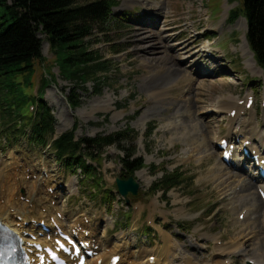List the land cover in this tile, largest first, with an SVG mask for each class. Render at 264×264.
Here are the masks:
<instances>
[{
	"label": "rangeland",
	"instance_id": "1",
	"mask_svg": "<svg viewBox=\"0 0 264 264\" xmlns=\"http://www.w3.org/2000/svg\"><path fill=\"white\" fill-rule=\"evenodd\" d=\"M114 1L117 3L115 18L102 27L103 29L96 27L93 36L86 42L90 51L108 61L109 80L104 82L101 90L93 83L84 86L64 78L55 65V56L50 52L45 36H41L43 56L47 59L45 69L52 68L49 75L55 80L54 84L44 90L43 79L50 78L46 76L44 69H38L33 94H42L43 91L45 104L53 113L56 134L47 138L45 146L31 140L30 135L22 136L10 145L0 142V164L6 166L1 173L0 186L7 182L12 174L10 183L21 189L17 193L8 188L4 190L5 193L0 191V195L6 199L8 196L14 199L16 195L14 201L30 202V199H27L29 190L23 186L22 180L14 175L21 172H25V175L30 173L28 170H22L24 167H29V170L36 174L46 169L51 177L50 186L63 183L58 208L67 218L66 227L72 226L81 215H87L92 227L106 244L107 252L125 246L137 259L143 258L144 255L140 262L146 263L150 254L168 250L167 243L173 241V245H189L181 248L183 252L192 256L195 254L200 262L206 264L214 254L215 246L223 248L224 244L229 249L231 243L234 244L243 231L234 223L238 214L233 218L236 203L231 201L230 193L234 184H229L228 188L227 185L223 186L219 177L214 176L212 172L220 168L221 162L215 139L220 135L229 137L235 132L238 123L231 128V113H212L213 106L218 102H226L227 99L238 101L254 94L256 104L252 111L257 112L258 125L264 129V73L256 62L254 63V56H244L243 36L247 35V30L238 27L239 20L243 18L232 22L231 16L228 15L238 10L243 0H146L148 5H159L163 10V13L159 14L160 17L154 21L149 17V8L140 3L142 0ZM170 19L176 21V28L169 34H175L176 38L169 41V44L183 43L190 47L196 56L190 59L181 54L182 52H172L176 56L174 64L180 68L187 81L175 84L174 90L164 98L168 103L175 102V106L143 122L144 115L156 102L151 92L145 89L144 82L146 86L149 81H155V78L147 79L154 73L160 75V78L166 68L158 61L149 64L155 66L154 68L144 64L143 56L137 50L143 45L134 42V35L142 28L158 32L163 23L168 25ZM209 28L211 30L207 32ZM209 45L214 47L215 52L222 53L216 60L209 58L205 52L207 48H211ZM214 71L215 74L211 76ZM98 78L104 76L100 75ZM151 84L153 83L149 85ZM187 94L192 102L186 107L188 110L196 107V110L185 113L188 118L177 117L178 111L175 108L180 102L178 109L182 112L186 108L182 102ZM109 99L113 100L110 110L100 109L93 112L95 108L105 106V101ZM71 100L78 102L79 107L71 106ZM62 109L67 114V123L66 120L60 119ZM250 114L251 112H248L246 117L249 118ZM183 120L189 122L186 124L187 121L183 123ZM187 127L188 129H185ZM128 129L134 132L128 134L130 140L119 146L104 149L102 165L96 167L97 173L104 179L102 190L105 188L110 191L109 202H105L103 193L92 195L94 185L91 180L87 181L85 174L75 175L74 170L57 159L52 148L54 140L64 134L74 133L77 140H87L122 134ZM135 137L138 138L132 143L131 140ZM203 138L206 142L200 147ZM254 139L257 141V138ZM133 148L137 149L136 157L143 158L148 168L136 174L141 185L140 194L138 198H130L128 204L116 190V180H125L121 159L126 156L124 150L129 153ZM14 168L16 172L22 171L12 172ZM164 169L170 173L181 170L193 180L188 187L185 188V185L174 189L167 196L163 193L154 194L150 190L162 180ZM235 173L237 172L234 171ZM37 177L38 175L28 176L26 181L35 182ZM69 185L74 187L72 192L67 187ZM46 204L43 205L44 210L41 209L42 206H38L43 214L54 209L52 203ZM255 217L258 218V215ZM165 236L172 239L166 243ZM263 237L264 233L259 237L260 240ZM214 239L221 241L211 247V244L216 242ZM258 243L257 237L249 241L246 254L243 255L246 256L250 252L251 256L263 258L264 245L258 255L253 251V247ZM183 252L172 250V255L179 260L178 263L181 262L180 259H184ZM163 257L165 260L170 259L166 255ZM246 260L244 257L240 258V255L234 259L235 264H245Z\"/></svg>",
	"mask_w": 264,
	"mask_h": 264
},
{
	"label": "trees",
	"instance_id": "2",
	"mask_svg": "<svg viewBox=\"0 0 264 264\" xmlns=\"http://www.w3.org/2000/svg\"><path fill=\"white\" fill-rule=\"evenodd\" d=\"M114 0H0V142L10 145L22 136L45 146L47 138L56 133L52 110L45 104L44 94L36 101L33 94L38 69H44L48 78L43 79L44 90L54 84L46 70L47 59L42 52L45 36L55 65L69 82L88 85L93 83L100 90L108 81V61L98 57L87 47L96 27H105L115 18ZM244 17L248 23L247 39L258 66L264 72V0H243L233 12L231 21ZM104 78H98V76ZM55 77V76H54ZM52 79V80H51ZM72 106L79 107L72 101ZM30 105L37 106L35 113ZM128 129L122 134L95 139L77 140L74 133L60 136L53 143L58 160L78 173L81 170L87 181L100 192L102 177L93 164L101 166L104 149L128 142ZM138 137L131 140L132 143ZM121 159L126 178L145 168V160L136 158L137 149ZM155 170V168H154ZM163 178L152 188V193H164L185 188L192 182L181 170L170 173L164 169ZM111 198L107 199L110 201Z\"/></svg>",
	"mask_w": 264,
	"mask_h": 264
},
{
	"label": "bare ground",
	"instance_id": "3",
	"mask_svg": "<svg viewBox=\"0 0 264 264\" xmlns=\"http://www.w3.org/2000/svg\"><path fill=\"white\" fill-rule=\"evenodd\" d=\"M140 3H143L146 6V8H149L148 13H149V17L151 18L152 21H154V19H158L157 17L158 16L160 17L159 14L163 13V10L159 8L160 7L159 5H157V6H153L152 4L148 5L146 0H142V2H140ZM175 24H176V21L174 19H170L168 25H165L163 23V26H161L162 27L161 30H159L158 32H154L153 30L148 29V28H142V29H139L138 34L134 35V36H136V39L134 42H136L139 45H143V46H139V48H137V50L143 56L142 58H143L144 64H148L147 66H152V68H154L155 66L149 65V64H153V63L158 61V63L162 64L163 68H166L164 75H162L160 78H158L160 75L157 76L154 73L150 76V78H147V79L155 78V81H149V82L147 81L148 84L146 86H145L146 83L144 82L145 89L148 90L149 92H151V94L153 95L152 98H154V100L156 102L154 103V106L151 107L149 109V111L146 112V114L144 115V117L142 119L143 122L147 121L151 116H154V115L157 116V114H160L164 111L167 112L170 110V108L175 106L176 105L175 102H171V103L169 102L168 103V101L165 100L164 98L167 96V93L174 90L173 88H174L175 84H177L179 82L184 83L185 81H187L186 77L181 73L180 68H178L177 65L174 64V60H175L176 56H175V54H172V52L173 53L174 52L176 53V51L182 52L181 54H183L184 56L185 55L188 56L190 59H192L196 56L195 54L192 53L191 48L188 47L187 45H184L183 43L182 44H176V45L169 44V41L176 38L175 34H172V35L169 34L170 32L175 31V28H176ZM157 25L160 26L159 24H157ZM238 25H239L238 26L239 28L244 27L247 30L246 20L240 19L238 22ZM155 26H156V24H155ZM243 37H244V43H243L244 46H243L242 50H243L244 56L250 55L251 57H253V55L249 49V45H248V41H247V35L243 36ZM209 46H211V48H212V45H209ZM211 48H207V49H211ZM206 51L207 50H205V52ZM248 63L250 64V62H248ZM254 63H255V61H254ZM195 66H198V65L195 64ZM214 66H215V64H214ZM257 70H260V69L257 68ZM214 74H215V71L213 73H211V76H213ZM204 75H206V74H204ZM151 82L153 84H151V86H150L149 84ZM235 101L233 99H231V100L227 99L226 102H218V103L214 104V106H213V110H215V112H217L219 114L220 113H233L234 111H238L237 117L234 120L232 118H230L229 123L231 125V128H233L234 125L238 122L236 128H238L239 131L238 132L236 131V132L230 134L229 137H227L225 139H229L233 142L240 140L242 143H244L246 141H251V142H253V149L264 155V148L259 147L258 143H257V142H261L264 144V129H261L260 126L258 125L259 122H258L257 112L255 110H253V111L251 110L250 111L251 114H250L249 118L243 117L242 112L245 111V107H240V105H239L240 100L237 101L235 99ZM111 102H113L112 99L105 101V103H106L105 106H103V107L99 106V108H95L93 112H97L100 109H102L103 111L104 110H110V105H111L110 103ZM190 102H192L191 97L187 94L183 98V102H182L183 104L185 103L184 108ZM180 103L177 104V106L175 108L178 111L176 113L177 117L185 116L186 118H188L185 115V113L188 114V113H191L193 110H196V107H192L190 110H188V108L186 107L181 112L178 109L181 106ZM204 116H205V114H204ZM177 117L175 116V118H177ZM60 119L66 120L65 121L66 123L68 122L67 114L63 109L60 113ZM190 120H191V118H189V121ZM186 121L183 120V123L186 122V124H187L189 122L188 120H186ZM263 121H264V115H263ZM67 126H69V125H67ZM177 129H178V127H177ZM185 129H188V127ZM190 133L192 134L191 131H190ZM254 138H257V141H254ZM216 139H218V137ZM195 141H196V139H195ZM205 142H206V140H205V138H203V143L200 142L199 146L200 147L203 146ZM196 149H199V148H196ZM239 149L241 152L242 144L239 145ZM239 149H238V152H239ZM240 158H241V156H239V154H238L234 160L233 166L229 167L223 163L222 154H221V157H220L221 162L219 163L220 168L219 169L216 168L212 172L214 173V176L219 177V179L222 181L221 183L223 186L227 185V188H228L229 184L230 185L234 184V189H232L231 190L232 192L230 193V195L232 196L231 201L233 203H236V205H234V208H233V218H234V216H236L238 214V217H236L237 219L234 220V223L237 226H239L240 229L243 231L240 233L238 240L236 242H234V244L231 243V247L229 249L226 248V246L224 244L222 245L223 248H221L220 246H215L214 247V249H215L214 254L212 255V258H214V259L212 262H208L206 264H225L224 258L228 255H233V254H239L240 258L242 257V259H243V257H244L245 259H248L249 262H246L247 264H249L251 261L256 262L255 264H264V256H263V258H260L259 256H251L249 254L250 252L246 256L243 255V254H246L245 252L247 251V248H248L247 243L249 241H251L253 238L257 237L258 241H259L257 246L253 247V251L256 254L259 252L261 247H263V245H264V237L262 240H260V238H259V237L263 236V233H264V223H263V220H264V202L261 200V197L259 196V193H258V187H260V185L258 184V180H257L259 178V172H257L256 169H253V170L251 169L248 171V174L244 175L247 168H249V165L247 163H243V161ZM5 167L6 166L3 165V163L0 164V177H1V173L3 172ZM22 170H28V168H24ZM22 170H18L17 172L22 171ZM234 171L237 173L234 174ZM12 172L17 173L15 168L12 170ZM34 175H38V181H35V182L32 181V182L28 183L26 181L27 177L28 176H34ZM42 175H43V172H41V174H36V173H32V171L26 175H25V172H21L17 175H14L15 178H19L20 180H22L23 186L26 187L27 190H29V198L28 199L31 200V204L33 205L34 210L38 209V206H40V205H47L46 204L47 202L52 203L54 201L55 197H57V200H60V198L62 196V193L58 190L53 196L48 193L47 189H50V188L54 189L58 185L50 186L48 184L49 181L45 180L44 177H42ZM12 176L13 175L11 174L8 178V181L0 186L1 192H4V190H6L8 188L10 190L12 189L13 192H17V193L21 190V189L17 188L16 184L10 183ZM43 182H45V184H47L46 187H44V185H42ZM67 187L70 190V192L73 191V188H74L73 186L69 185ZM9 191H8V193H9ZM7 195H9V194H7ZM15 197H16V195L14 196V199H15ZM11 198H9V196H8V199H6L5 196L0 195V219L6 225L12 226L19 233L33 232L34 231L33 228L24 229V226H25V221H29L31 219V217L34 215V211L31 210L29 204L16 202V201H14V199H11ZM239 202L241 205L240 204L238 205ZM56 204L59 205V202ZM254 204H255V206H254ZM58 207H57L56 212L62 213L60 208H58ZM43 208H45V207H43ZM152 208H154V207H152ZM12 211H14V212H12ZM244 211H247V215H246L245 220L243 222H241L239 217ZM256 215H258V218L255 217ZM41 216H43V215L41 214ZM18 217H22L24 220L22 222H20L18 220ZM259 223H260V226H259ZM65 224L63 223L64 227L66 226ZM75 224H78V223H75ZM262 225H263V228H262ZM18 226H20V228H18ZM171 239H168L165 236V242L166 243H167V241H169ZM123 240H125V239H123ZM213 241L219 242L221 240L220 239H214ZM167 245H168V250H166V251L163 250L162 252L160 251V253H154L152 255L150 254V256H148L146 261H145L146 263L143 262L141 264H150V262H149L150 257H156L158 259V264H176V263H178L179 260L176 259L174 255H172V250L178 249L179 251L183 252L184 251L183 249L186 248L187 246H189V245L178 246V244L173 245V241H170L169 243H167ZM258 245H260V247H258ZM181 248H183V249H181ZM127 250H126L125 246L119 247V249H116V250L114 249L113 253L114 254L117 253L116 255H118V254L123 255L122 256L123 257L122 263H127V264H140L139 261L143 260L145 257L143 255V258L137 259V258H135V256L132 253H130ZM164 255H166L167 257H170V259L165 260L164 259L165 257H163ZM113 256H115V255H113ZM183 256H184V259H180L181 262L178 264H204V263L199 261V259L195 256V254L192 256L191 254H186L183 252ZM111 257H112V255H109L108 253H101L100 257H98L97 259H94L89 264H97L98 260L102 259L105 261L107 259H110ZM174 259H175L176 263L174 262ZM171 260H173V261H171ZM254 262H253V264H254Z\"/></svg>",
	"mask_w": 264,
	"mask_h": 264
},
{
	"label": "water",
	"instance_id": "4",
	"mask_svg": "<svg viewBox=\"0 0 264 264\" xmlns=\"http://www.w3.org/2000/svg\"><path fill=\"white\" fill-rule=\"evenodd\" d=\"M117 186L119 190V194L130 203V196L138 197L139 190L141 188L138 181L132 177L129 180H117Z\"/></svg>",
	"mask_w": 264,
	"mask_h": 264
}]
</instances>
